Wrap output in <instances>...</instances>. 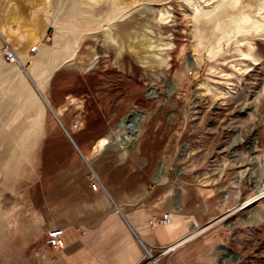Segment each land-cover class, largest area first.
I'll return each mask as SVG.
<instances>
[{"label": "rangeland", "instance_id": "1", "mask_svg": "<svg viewBox=\"0 0 264 264\" xmlns=\"http://www.w3.org/2000/svg\"><path fill=\"white\" fill-rule=\"evenodd\" d=\"M75 100L173 118L174 182L180 167L239 195L203 206L207 220L258 198L206 224L208 243L264 264V0H0V106L20 118Z\"/></svg>", "mask_w": 264, "mask_h": 264}, {"label": "crops", "instance_id": "2", "mask_svg": "<svg viewBox=\"0 0 264 264\" xmlns=\"http://www.w3.org/2000/svg\"><path fill=\"white\" fill-rule=\"evenodd\" d=\"M45 104L20 118L16 102L0 106V264L238 263L205 233L242 201L207 220L203 206L238 193L191 183L180 167L174 182L173 118L118 115L92 100L70 113ZM90 173L102 190H91ZM165 213L171 225H154ZM53 230H63L58 251L44 244Z\"/></svg>", "mask_w": 264, "mask_h": 264}, {"label": "built area", "instance_id": "3", "mask_svg": "<svg viewBox=\"0 0 264 264\" xmlns=\"http://www.w3.org/2000/svg\"><path fill=\"white\" fill-rule=\"evenodd\" d=\"M6 50H5L6 60L10 63H13V62L16 63L17 61H16V57L14 56V54L12 52H10L11 54H8L6 53L7 52ZM36 51H37L36 46L31 47L29 49L30 53H36ZM90 180H91L90 187L92 191L96 192L98 190H102L100 181L93 173H90ZM171 222H172L171 215L169 213H165L162 215L161 219H158L154 222V225L169 226L171 225ZM62 233H63V230H53L51 232H47L46 239L44 242L45 246L48 248H51L54 251H58L62 247V243L60 241V237L63 235ZM172 248L173 247H169L166 249V251L171 250ZM146 256H150L148 252H146L145 257Z\"/></svg>", "mask_w": 264, "mask_h": 264}, {"label": "water", "instance_id": "4", "mask_svg": "<svg viewBox=\"0 0 264 264\" xmlns=\"http://www.w3.org/2000/svg\"><path fill=\"white\" fill-rule=\"evenodd\" d=\"M32 86H34V85L32 84ZM34 88H35V90L37 91V93L39 94L37 88H36L35 86H34ZM39 95H40V94H39ZM40 96H41V95H40ZM257 200H258V198H255L254 200L250 201L248 204L242 206L240 209H244V208L248 207L249 205H251V204L257 202Z\"/></svg>", "mask_w": 264, "mask_h": 264}, {"label": "bare ground", "instance_id": "5", "mask_svg": "<svg viewBox=\"0 0 264 264\" xmlns=\"http://www.w3.org/2000/svg\"><path fill=\"white\" fill-rule=\"evenodd\" d=\"M14 57V56H13ZM43 99V98H42ZM46 103V101H44Z\"/></svg>", "mask_w": 264, "mask_h": 264}]
</instances>
